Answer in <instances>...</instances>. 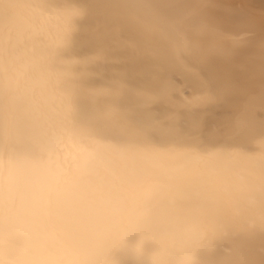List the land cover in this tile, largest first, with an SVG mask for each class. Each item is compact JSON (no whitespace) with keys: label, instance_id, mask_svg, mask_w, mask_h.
<instances>
[{"label":"bare ground","instance_id":"1","mask_svg":"<svg viewBox=\"0 0 264 264\" xmlns=\"http://www.w3.org/2000/svg\"><path fill=\"white\" fill-rule=\"evenodd\" d=\"M0 264H264V0H0Z\"/></svg>","mask_w":264,"mask_h":264}]
</instances>
